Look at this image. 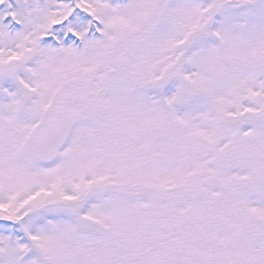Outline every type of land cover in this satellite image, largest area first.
<instances>
[{"label": "snow or ice", "instance_id": "obj_1", "mask_svg": "<svg viewBox=\"0 0 264 264\" xmlns=\"http://www.w3.org/2000/svg\"><path fill=\"white\" fill-rule=\"evenodd\" d=\"M0 264H264V0H0Z\"/></svg>", "mask_w": 264, "mask_h": 264}]
</instances>
